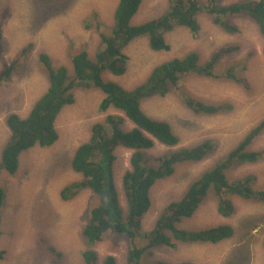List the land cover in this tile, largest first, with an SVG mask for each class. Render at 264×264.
Masks as SVG:
<instances>
[{"label": "rangeland", "instance_id": "1", "mask_svg": "<svg viewBox=\"0 0 264 264\" xmlns=\"http://www.w3.org/2000/svg\"><path fill=\"white\" fill-rule=\"evenodd\" d=\"M245 0H222L231 4ZM118 0H0V71L27 48L20 63L0 85V152L9 130L5 117L15 112L24 116L45 91L48 82L39 62L41 53L47 54L53 65L71 69L70 57L84 49L93 55L100 48L99 31L109 32ZM168 0H143L132 24H140L160 15ZM92 13L97 14L101 27L94 29ZM199 29L190 32L177 27L166 33L170 48L153 51L146 37L136 38L125 48L128 67L122 75L105 74L108 80L126 89L142 83L157 64L196 52L200 61L224 45H237L239 51L225 55L215 68L218 75L234 63L244 66L242 74L250 83L249 90L231 81L182 75L179 89L163 97H152L141 102L143 111L155 119L166 120L178 137L176 148L209 141L212 152L196 163L176 165L169 178L157 181L150 189L151 205L145 213L143 229L152 227L161 208L178 199L187 185L202 171L212 166L264 118V38L256 24L243 16L230 21L238 29L226 33L214 24L206 12L197 15ZM87 24L91 27L86 29ZM181 91L211 103H228L231 109L214 115L194 114L182 104ZM182 92V93H183ZM103 92L91 87L74 91V102L64 107L55 120L58 140L50 147L34 146L19 157L14 175L0 171V186L5 197L0 209V264H83L86 248L83 229L90 209L98 201L89 189H83L73 198L63 200L60 190L66 184L80 179L70 160L77 146L89 139L90 128L102 122L108 113H120L113 108L99 107ZM4 124V126H3ZM131 127L129 122L124 124ZM252 150H264V128L252 140ZM168 148L155 143L145 151L151 159L166 153ZM131 150L118 148L113 162L115 184L120 202L125 207L121 190L122 175L130 168ZM253 174L254 186L264 188V158L253 164H244L227 171L229 180ZM234 212L222 217L216 212V199L211 193L195 213L182 220V228L200 229L221 223L230 224L233 235L215 244L177 243L174 248L162 246L153 250L149 260L172 263L191 261L196 264H264V202L232 197ZM55 248L56 252L48 248ZM101 264L107 255H113L117 264H126L127 241L113 233L105 234L94 245ZM59 254V255H58ZM147 259V260H148Z\"/></svg>", "mask_w": 264, "mask_h": 264}, {"label": "trees", "instance_id": "2", "mask_svg": "<svg viewBox=\"0 0 264 264\" xmlns=\"http://www.w3.org/2000/svg\"><path fill=\"white\" fill-rule=\"evenodd\" d=\"M142 1L118 0L108 33L99 31L102 24L97 14L92 13L88 20H93L94 29L99 31L100 48L93 55L84 49L72 54L71 69L66 65H53L51 58L41 53L38 58L47 78L46 90L24 117L15 112L5 117L9 134L0 152V171L14 175L22 152L34 146L50 147L58 140L56 117L64 107L74 102L75 90L96 87L104 94L100 109L106 111L113 108L120 112L108 113L102 122L91 126L89 139L77 146L70 160L71 169L80 174V179L66 184L60 190L63 200L73 198L86 188L97 197L98 203L90 209L83 229L86 240V248L82 252L83 264H98L94 245L108 233L126 239V264H196L191 261L172 263L149 260L148 257L153 255L155 248L162 246L174 248L177 243L215 244L232 237L233 229L226 223L200 229H187L179 225L182 220L191 217L211 193L216 199V212L222 217L233 214V196L264 202V188L257 189L254 186L256 178L253 174L233 180L227 176V171L233 167L253 164L264 158V150L248 148L264 128L263 118L226 156L194 178L178 199L164 205L150 229H143L142 220L151 205V187L157 181L172 176L176 165L205 159L212 152L213 146L209 141H203L176 148L179 140L171 125L166 120L148 116L141 102L178 90L180 79L186 74L224 79L246 90H249L250 83L242 74L243 64L240 66L237 62L230 65L222 75L215 72L225 55L239 51L237 45L221 46L205 61H200L198 54L192 51L161 62L150 70L142 83L131 89L106 79L105 74L122 75L126 72L129 57L123 50L136 38L146 37L153 51L169 50L166 33L177 27H184L193 33L198 31L197 15L202 11L226 33H236L238 30L230 21L231 18L246 17L256 24L264 38V0H245L231 4H222V0H168L167 8L160 15L140 24H132V18ZM89 27L91 25L87 24L86 29ZM28 51L24 48L8 67L0 71V85ZM182 92V104L194 114L214 115L231 109L228 103H211ZM126 122L131 127L126 128ZM156 142L172 149L153 157L149 163L145 151ZM120 147L131 150L130 168L121 179L125 207L121 205L113 171L115 151ZM4 197V188L0 186V209ZM262 244L264 248V240ZM48 249L56 252L53 247ZM101 264L117 262L113 255H107Z\"/></svg>", "mask_w": 264, "mask_h": 264}, {"label": "crops", "instance_id": "3", "mask_svg": "<svg viewBox=\"0 0 264 264\" xmlns=\"http://www.w3.org/2000/svg\"><path fill=\"white\" fill-rule=\"evenodd\" d=\"M47 86H48V85H47ZM46 88H47V87H46ZM45 90H46V89H45ZM43 93H44V92H43ZM43 93H42V94H43ZM39 97H40V96H39ZM39 97H38V98H39ZM27 113H28V112H27ZM27 113H26V114H27ZM26 114H25V115H26ZM18 115H19V114H18ZM25 115H24V116H25ZM20 116H21V117H24V116H22V115H20ZM4 120H5V119H4ZM3 126H4V124H3ZM4 127H5V126H4ZM7 129H8V128H7ZM8 130H9V129H8ZM19 157H20V156H19Z\"/></svg>", "mask_w": 264, "mask_h": 264}]
</instances>
